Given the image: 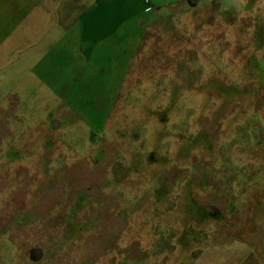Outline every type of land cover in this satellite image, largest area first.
I'll return each mask as SVG.
<instances>
[{
  "label": "rangeland",
  "instance_id": "obj_1",
  "mask_svg": "<svg viewBox=\"0 0 264 264\" xmlns=\"http://www.w3.org/2000/svg\"><path fill=\"white\" fill-rule=\"evenodd\" d=\"M189 3L42 79L0 46V264H264V0Z\"/></svg>",
  "mask_w": 264,
  "mask_h": 264
},
{
  "label": "crops",
  "instance_id": "obj_2",
  "mask_svg": "<svg viewBox=\"0 0 264 264\" xmlns=\"http://www.w3.org/2000/svg\"><path fill=\"white\" fill-rule=\"evenodd\" d=\"M189 2L190 0H0V46L7 43L6 53H10V39L23 23L33 33H40L31 41L26 51L35 54L30 74L42 79L43 72L54 69L57 62L65 56L70 58V47L76 46L77 55L88 61L106 50L105 47L113 44L115 38L122 40L139 23L141 26L147 23L142 18L138 20L139 17L175 5H183L185 11L190 13L193 6ZM196 2H193L194 5Z\"/></svg>",
  "mask_w": 264,
  "mask_h": 264
}]
</instances>
